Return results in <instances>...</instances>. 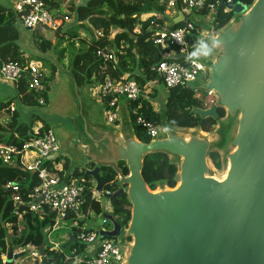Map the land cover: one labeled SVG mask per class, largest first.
<instances>
[{"label":"water","instance_id":"1","mask_svg":"<svg viewBox=\"0 0 264 264\" xmlns=\"http://www.w3.org/2000/svg\"><path fill=\"white\" fill-rule=\"evenodd\" d=\"M223 4L235 18L216 37L198 24L218 47L214 60H204L207 80L195 86L214 93L218 107L226 111L229 130L236 126L230 141L234 149L225 155L224 179L215 177L209 163L212 149L222 145L203 132L177 133L164 122L162 135L147 144L138 140L128 120L114 128L101 117L99 123L89 124L86 115L83 127L75 129L68 148L72 158L85 169L95 166L85 175L96 180L99 191L101 170L113 169L123 187L110 203L126 194L132 206L125 230L106 210L93 227L99 241L131 240L124 264H264V0H254L250 7L238 0ZM218 107H196L193 112L202 121L218 122ZM156 152L177 162L175 188L152 191L144 180L145 157ZM105 222L112 225L111 231L103 230ZM5 241L4 264H15L29 253L20 252L10 235Z\"/></svg>","mask_w":264,"mask_h":264},{"label":"trees","instance_id":"2","mask_svg":"<svg viewBox=\"0 0 264 264\" xmlns=\"http://www.w3.org/2000/svg\"><path fill=\"white\" fill-rule=\"evenodd\" d=\"M47 9L57 19L62 21L61 27L54 33L57 44L54 50H58L60 60H64L69 53L70 69L76 88L85 86H99L103 83L105 75L102 74L104 62L97 57V50H108L114 53L115 63L109 65L110 76L113 80H125L136 82L141 89L158 78L156 68L163 61L168 60L164 49L156 46L152 39V23L164 21L167 11L168 0H44ZM247 6H252L254 0H240ZM154 14L147 20H142L145 15ZM22 14L17 13L12 7H6L0 2V63H11L25 67L31 62L42 63L56 74V64L50 59L36 56L26 59L20 46V28ZM72 20V25H67L64 20ZM234 18L233 13L224 14L219 11L216 20V29H224ZM181 24H173V29ZM23 28V27H22ZM46 32V31H45ZM35 33V32H34ZM33 33V34H34ZM83 35V36H82ZM67 47L62 49L63 44ZM48 43H44V47ZM42 46V45H41ZM42 47V49H44ZM43 53H45L42 50ZM170 61V60H168ZM161 85H163L161 83ZM202 97H206L204 90L199 91ZM165 108L162 112H156L152 100L157 93L143 95L128 102L132 128L139 141L149 144L143 129L136 124L137 117L141 116L155 124L168 123L171 128L200 129L202 132L211 133L218 125L213 119L202 121L193 110L203 108L204 103L194 97V90L175 88L168 90ZM16 98L26 106L37 104L36 95L31 92L28 80L23 79L16 93ZM14 99L0 101V114L10 111L14 105ZM220 119L225 118L226 111L218 108ZM41 120V119H40ZM37 121V120H35ZM39 121V120H38ZM41 133L49 130V126L43 122ZM119 125V122L116 123ZM33 123L27 124L19 121V111L13 113L11 121L6 125H0V143L5 145L22 146L30 139ZM209 158L217 169L222 165L217 153L210 152ZM68 163L64 164L66 169ZM94 167L90 164V168ZM124 174L129 171L125 164H121ZM74 174H79L78 170ZM86 176V175H83ZM102 191L118 190V174L110 168H103L100 172ZM88 181L96 183L91 176L85 177ZM143 178L149 188L154 191L159 187L175 188L178 182L177 162L164 152H156L145 157ZM20 182L22 187L33 189L38 185L34 175L19 166L0 165V264L1 256L6 253L7 245L5 238L10 235L13 243L21 248H33L45 252L43 264H70L64 254L58 250H50L47 236L52 231L55 220L50 216L41 220L37 215L29 214L18 227V219L12 214L13 203L11 192L5 187L11 182ZM91 185V186H90ZM92 188V184H89ZM92 191L87 189L84 195L86 204L84 212H92L100 215L103 211L101 204L91 200ZM111 198V197H110ZM110 213L124 230L128 227L132 215V206L126 194L119 196L111 204ZM10 225V229L8 227ZM131 241V240H129ZM78 254L83 248L74 245ZM35 264H39L38 262Z\"/></svg>","mask_w":264,"mask_h":264},{"label":"built area","instance_id":"3","mask_svg":"<svg viewBox=\"0 0 264 264\" xmlns=\"http://www.w3.org/2000/svg\"><path fill=\"white\" fill-rule=\"evenodd\" d=\"M232 2L233 0H168L167 18L162 22L152 23L153 35L151 40L156 46L164 49L166 58L170 61L166 60L159 64L155 69L158 78L143 89L136 82L113 80L110 76L109 65L115 63V55L111 51L98 49L96 54L104 62L102 74L105 75V79L98 86V89L102 103L106 107L107 123L113 125L119 121L120 100L122 98L126 100L128 105L129 101L139 99L143 92L147 91L148 94H153L161 83L167 90L192 88L194 97L204 103V107L200 109L208 110L213 106L218 107V98L214 93L195 86L196 83L203 81L201 77L206 75L208 71L204 63L206 58L202 57L195 63L188 59L189 54L195 50L197 40L205 37V31L198 27L192 18L198 15L210 21V25H208L203 20L210 35L216 37L223 30H217L215 26L219 11L222 10L224 14L233 13L232 9L223 4L230 5ZM12 6L17 13L22 14L21 24L25 29H32L33 32L40 30L42 33L47 30L56 32L62 25V21L57 20L47 9L44 0H14ZM152 16L154 14L145 15L142 20H147ZM180 19H183L180 23L181 26L173 29L172 25ZM64 22L70 23L72 20L66 18ZM177 55H183L184 58L178 60ZM0 79L12 84L16 91L23 79L28 80L29 89L36 95L38 104L40 106L46 105L45 94L48 89L45 81L47 74L42 63L31 62L25 67L11 63H0ZM200 90L206 92V97H202ZM15 111L16 108L12 105L9 111L10 117ZM136 124L143 129L150 142L160 137L164 132L162 125L155 124L141 116L137 117ZM41 130L42 128L33 129L30 139L24 142L22 146L0 143V165L19 166L38 180V185L33 189L22 187L21 183L17 181L11 182L5 187L11 192L12 214L18 219V227L22 226V221L29 214L37 215L41 220L52 215L55 224L47 238H50L51 234L58 230L59 222H63L70 229V234L66 236L68 251L71 252L69 255L57 249L58 247L50 248L51 251L58 250L64 254L67 262L70 264H124L130 243L111 238L99 241L98 233L93 228H87L86 221L92 217L99 219L100 215L84 212L86 204L84 195L87 189L92 191L91 200L101 204L103 210L110 213V197L120 188L113 191H99L97 183L88 181L86 176H83L88 170H93L95 166L92 169L89 167L85 169L86 171H80L77 175L66 174L63 165L61 168L60 157L55 160L51 159L53 156L60 155L61 152V146L54 131L49 129L42 134ZM55 163L59 165L60 170L56 168ZM118 182L120 184L119 178ZM89 184H92V188H89ZM102 198L106 200L102 201ZM8 227L10 229L11 226L8 225ZM112 228L109 222L103 223L104 231H111ZM72 238L76 239L77 242H71ZM49 243L52 244L51 241ZM79 243L84 246V253L88 252L87 247H93L94 251L83 258L81 253L78 254V249H73L74 245H79ZM44 251L32 248L31 258L35 263L43 264L46 257ZM4 256L5 254L1 256L2 264H4Z\"/></svg>","mask_w":264,"mask_h":264},{"label":"rangeland","instance_id":"4","mask_svg":"<svg viewBox=\"0 0 264 264\" xmlns=\"http://www.w3.org/2000/svg\"><path fill=\"white\" fill-rule=\"evenodd\" d=\"M0 2L6 6V7H12L14 4V0H0ZM193 21H195L197 24L204 25V22L208 25H210V21L204 19L201 16L195 15L192 18ZM203 20H205L203 22ZM73 22L67 23V25H72ZM21 32V39H20V46L22 50L28 54L30 53L31 49H36L40 54V56L49 59L52 58V63L56 64L57 72L56 74L52 71L51 68L45 67L47 79L45 81V85L48 88V92L46 95L47 103L44 106H40L38 103L34 104L33 106H26L23 105L19 99L16 98V89H14V86L8 82H4L0 79V97L4 96V98H0L1 100L6 99H14V106L16 109L19 110V114L21 115V122H25L27 124L33 123V129L36 128L38 125H36L35 122L43 123L45 122L55 133L57 136V139L59 141V144L61 146V152H60V164L61 168L64 166L66 162H68L69 167L66 168V172L72 171L76 168H79V166H83L78 162L75 158H72L67 151L70 152L68 149V144L63 139V133L67 131H73L76 128L83 127V120L86 115V112L88 110V107H93L98 112V115L101 116L102 120H104V124L107 123L106 117H105V111L103 108L102 100L99 96V89L97 86H85L82 88H76L72 73L70 69V60H69V53L65 55L64 60H60L58 51L60 49L54 50V46L57 44V38L54 33H50L49 31H46L42 33L40 30L35 31H28L25 28H20ZM34 33V34H33ZM83 36V35H82ZM44 43H48L46 48L44 47ZM42 45V46H41ZM67 43L63 44L62 49H65L67 47ZM66 46V47H65ZM45 53L42 52L44 49ZM24 53L26 56L27 54ZM34 54V53H33ZM37 54V53H35ZM173 56V53H172ZM206 59L214 60L215 55H211L210 57H207ZM208 78V73L206 75H203L201 77V80L206 81ZM77 89V90H76ZM157 97L152 100V104L155 106L154 109H156L159 112H162L165 108V103L168 97V90L165 88L164 85H159L157 87ZM146 95H148V92H145ZM121 105L126 103V100L122 98L120 100ZM127 105V104H126ZM88 106V107H87ZM120 109V120L119 124L120 126L123 124L124 121L128 120L130 123V126L133 128V122L130 118L129 114H125ZM129 112V111H128ZM4 114V113H3ZM6 119L10 115L9 111L5 112ZM8 114V115H7ZM41 119V120H40ZM37 120V121H35ZM11 121V117L7 120L9 123ZM6 125V124H5ZM173 130L177 133L181 134H189V133H202L200 129H182V128H173ZM236 126L233 128L228 127L227 123V114L225 115V118L218 121V125L214 128V130L211 133H205L213 143L216 145H222L221 149L216 146L214 149H212L213 153H217L219 155V160L222 165L221 169H217L215 167V164L213 161L209 158V163L211 165V168L213 170V173L215 177L218 179H223L227 172V163L225 161V155L229 152L233 151V147L231 146V139L235 133ZM73 153V151H71ZM171 159L174 160V158L171 157ZM63 165V166H62ZM55 166L57 169L59 168V165L55 163ZM121 188L123 186H120ZM160 188V187H159ZM158 188V189H159ZM106 200L105 198H102V201ZM98 219L96 217H92L91 219H87L86 221V227L91 229L94 227ZM60 227L56 232H54L51 236V242L52 244L48 243L49 238H47V243L49 246L53 249L55 247L57 249H60L63 251L66 255H69L71 252L64 249L68 246L66 243V236L70 234V229H68L67 225L63 222H59ZM64 236V237H63ZM130 243V241L128 240ZM61 247H60V246ZM65 245V246H64ZM55 246V247H54ZM60 247V248H59ZM79 247L83 248L80 252L85 258L88 253L93 252V247H87L88 252L84 253V246L79 243ZM31 250L32 248H21L20 252L26 253L30 251L29 253L25 254L16 264H34L35 262L31 258Z\"/></svg>","mask_w":264,"mask_h":264},{"label":"crops","instance_id":"5","mask_svg":"<svg viewBox=\"0 0 264 264\" xmlns=\"http://www.w3.org/2000/svg\"><path fill=\"white\" fill-rule=\"evenodd\" d=\"M176 21V20H175ZM26 53V52H25ZM30 53H32L31 55L30 54H28V53H26L27 54V56L24 54V56H25V58L26 59H32L33 57H36V56H38L40 53L38 52V51H36V49H31L30 50ZM34 53V54H33ZM35 53H37V54H35ZM40 56V55H39ZM50 59V61L52 62L53 61V59L52 58H49ZM33 63H36V62H33ZM48 89V88H47ZM77 90V89H76ZM48 92V91H47ZM154 92H157L158 93V91H157V88L155 89V91ZM152 95V94H151ZM0 98H4V96L2 97H0ZM9 99V98H8ZM3 100H1V102H2ZM46 103H47V100H46ZM127 104V102L126 103H124L123 105H121V103H120V109H121V111L122 112H124V110L125 109H127V111H125V114L127 113V114H129L130 115V110H129V108H128V105H126ZM153 106H155L154 104H152ZM25 107H26V105H25ZM88 107V106H87ZM103 108H104V111L106 110V107L103 105ZM17 111H19L18 109H17ZM129 111V112H128ZM155 111L156 112H159V111H157L156 109H155ZM94 112H97L95 109H93V107H88V110H87V112H86V116H87V118H88V122H89V124H97V123H99V121H100V117L101 116H99L98 115V112H97V115H95V114H93ZM4 113V114H3ZM3 113H1L0 114V125H5V124H7L8 122H7V120L10 118V115H8L9 117H7V119H6V114H5V112H3ZM95 117V118H94ZM21 115L19 114V121L21 122ZM119 120H120V118H119ZM103 122H104V120H103ZM117 122H119V121H117ZM116 122V123H117ZM36 123V125H38L36 128H34V130L36 129H40V128H43V124L42 123H40L39 121L38 122H35ZM116 123L115 124H113V125H111V124H108V123H106V125H108V126H111V127H114V128H119L120 127V124L119 125H116ZM49 129H51L50 127H49ZM32 130H33V128H32ZM52 130V129H51ZM76 130H71V131H65L64 133H63V139L65 140V142H67V144H68V147H72L71 145H72V139H74V137L76 136ZM57 137V136H56ZM67 153H69V151H67ZM70 154V153H69ZM68 163V162H67ZM68 167H69V164H68V166H67V169H68ZM95 168V167H94ZM75 170H78L79 172L80 171H86L85 170V168H83L82 166H79V168H76V169H74V170H72V171H69V172H67L66 174H74V171ZM65 171H67L66 169H65ZM97 189H98V185H97ZM51 236H52V234H51ZM51 236H50V238H49V241L51 240ZM64 237V236H63ZM72 239H74V238H72ZM49 241H48V243H49ZM74 241V240H73ZM67 243V242H66ZM65 246V245H64ZM68 246H67V248H66V250L68 251Z\"/></svg>","mask_w":264,"mask_h":264},{"label":"clouds","instance_id":"6","mask_svg":"<svg viewBox=\"0 0 264 264\" xmlns=\"http://www.w3.org/2000/svg\"><path fill=\"white\" fill-rule=\"evenodd\" d=\"M218 44L215 40L202 37L197 40L195 50L189 54L188 59L195 63L200 58H207L214 54Z\"/></svg>","mask_w":264,"mask_h":264},{"label":"flooded vegetation","instance_id":"7","mask_svg":"<svg viewBox=\"0 0 264 264\" xmlns=\"http://www.w3.org/2000/svg\"><path fill=\"white\" fill-rule=\"evenodd\" d=\"M71 151H72V150H70V152H69L70 154H69V155H72Z\"/></svg>","mask_w":264,"mask_h":264},{"label":"bare ground","instance_id":"8","mask_svg":"<svg viewBox=\"0 0 264 264\" xmlns=\"http://www.w3.org/2000/svg\"><path fill=\"white\" fill-rule=\"evenodd\" d=\"M225 177H226V175L223 177V179H224ZM59 246H60V245H59ZM60 247H61V246H60ZM60 247H59V248H60Z\"/></svg>","mask_w":264,"mask_h":264}]
</instances>
